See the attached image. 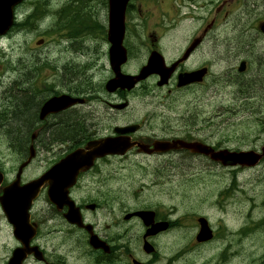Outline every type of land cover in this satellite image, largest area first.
Segmentation results:
<instances>
[{
	"label": "rangeland",
	"instance_id": "1",
	"mask_svg": "<svg viewBox=\"0 0 264 264\" xmlns=\"http://www.w3.org/2000/svg\"><path fill=\"white\" fill-rule=\"evenodd\" d=\"M47 1L52 5V7L47 9V12L50 14V16L56 15L59 10V5L53 3L52 0ZM62 1L64 0H60V3ZM219 1L220 0H207L204 8L200 7L199 5H197L195 8H198L203 12L210 11L219 3ZM232 1V6L234 7L242 5V11H245L246 9L247 5H245V2L250 3L256 11V17L258 19L264 17V0ZM81 2H84V10L91 9L96 16L104 17L105 14L103 10V0H79L77 2V9ZM226 2L228 3L230 2V0H226ZM31 10V8L25 11L21 10L20 19L22 20V22L26 19L27 14L31 12ZM50 12H53V14ZM80 14V20L74 21L70 26V30L73 33L77 32L81 26L90 25V27L94 30L102 29L103 33L104 30L108 27V25L103 22L102 18H95L94 16L81 11ZM47 22L48 19H42L41 17H38L31 25H18L10 33V35L0 38V63L4 65L3 70L0 72V106H8L7 109H5V113L0 118V139H3L5 141L11 139L14 143V147L17 149V153L15 154L7 153L5 150L3 152L6 157H11V161L8 164L12 168H15L22 160V157L26 154L28 139L27 133L34 130L37 126L34 123V115L29 124H27L25 127L21 125L25 115L24 113H21L22 111H20L16 98V95H20V91H18V88H15L17 87V85H13V87L10 88L9 91H6V89L10 86V84H12V79L16 77H18L19 79L21 77V84L19 85V88L21 89V91L29 94L36 104V107L38 106L40 99L36 98L37 96L33 94H35L39 90V84L42 80V76L46 74V72L43 73L41 72V70H37L38 75L35 78V81L32 83V85L28 86H24L25 83L29 84V81L27 78V74L23 72L28 66L26 65L25 61L31 59L30 47H32V45L35 46V41H38L39 38L45 35V27ZM182 25H185V29H187V27L189 26L191 30V22H183ZM25 27H32L35 31H26ZM147 27L152 30L153 24L148 23ZM220 28L222 29L224 27ZM84 29H88V27ZM37 31H40L39 36V33ZM196 32L197 29L195 31H192L191 33L194 34ZM68 40L69 38L67 39V41ZM72 40L73 39L69 40V43L72 42ZM102 40L103 37L94 35L93 37H91V43L85 41L80 46V48H77L81 51V53L74 54L72 52V58H68L67 60H65L66 58H63L62 60H60L61 65L64 67L65 64L74 59H80V61L83 63L88 58L89 53H87V51L91 48L92 51H95L93 50V47L95 45H101ZM217 40V37H213L209 41L208 59L213 63L218 62L224 68H226L227 63L224 61V58L220 56L221 51L219 47L222 42L217 44ZM25 43L27 45L26 53L13 51L14 47L18 49L19 45ZM227 47L229 56L237 54L239 56L253 57L255 59L253 62V70L250 77L236 78L234 76V73H232L231 71L216 75L211 82V87L202 94V97L207 102L198 111L197 125L199 126V128L207 132L210 141L216 142L218 140H224L225 144L227 145L244 149L261 146L262 144H264V130L263 128H261V119L258 117L257 112L260 110L261 104L264 103V45L257 44L255 39H252L250 42H245V38L242 35H239V37L235 41L228 42ZM56 52L62 53V50L57 48ZM49 53L50 51L47 50L44 54L48 55ZM67 56H70V54H68ZM57 59L58 58H55V61ZM11 62L12 64L21 63V66L18 67L19 71L17 73L12 72L8 69ZM77 69L80 71V74L75 79L72 78L74 75L72 69H69L67 74H64L63 72L60 74V88L62 87L63 83L66 86L76 90L84 89L76 88L75 86L77 85H81V87L86 88L89 87L90 89H93L97 86V82L100 79L99 75H95V77L87 76L88 74L84 72L83 67H76L74 69L76 73ZM235 80L241 82L243 91H245L247 94L237 92L236 87L233 85ZM249 91L251 92L249 93ZM181 93L187 94V91H181ZM225 96H227L228 98L227 102L224 100ZM181 97L183 99V95H181ZM217 97L219 98L217 99V102H215L212 98ZM33 101H31L32 104ZM164 103L174 105L173 99L171 98L165 99ZM12 107L15 108V111L12 110ZM190 108L191 106L188 102H185L184 105L179 107L176 112V118L169 119V129H173L174 124H177L178 126H184L187 123L186 121L188 119ZM32 110L34 112L33 107L31 108V111ZM131 111L139 117L146 113L143 109H132ZM27 112L29 113L30 109H27ZM81 119V122L87 121V123H89L90 121V117H81ZM66 120L70 121L71 119L66 118ZM57 121L58 120H54L55 123ZM63 126L66 127L65 132L67 130L68 132L62 135V132H64L62 130V132H60L59 134H54V137H62L66 140H70V142L72 140H79L80 133L85 127L84 126L80 129H76L75 127H73L74 125H72L71 122H65ZM67 126L71 127L67 129ZM55 127V125H46L45 128L50 131ZM102 129H109L107 126V122L102 125ZM44 134L45 133L43 130V140L52 138L48 135L50 134V132L46 133V135ZM255 134L258 137L253 139L255 137ZM57 148L58 149L56 153H59L60 148H64V145L60 144ZM42 154H44V152H42L41 155ZM52 160L53 157L49 156V161ZM125 164V172L129 177L128 179L133 176H138L137 169H135L134 166H131L128 162H126ZM201 168H205V164L197 163L193 165L181 158L178 159L177 165H175L173 168H170L172 173L167 177V179L174 180L177 185L182 184L177 190V193L181 196L176 198L172 203L174 206L179 208L180 215L178 218H181L182 220L181 226H178L177 229L179 231L195 232L196 230H198L196 220L197 215L206 214L213 222V224L217 225L218 235L225 238L224 242L233 243L240 232L239 226H241L244 222L245 225L250 224L252 226L250 232L246 229V231L248 232H244L245 236L241 237L237 243L239 247L238 253L236 254V252L232 250L231 253L233 255H236L229 256L228 254L225 260H219V264H253V257H255L260 252L261 254L255 257L257 261L256 263L264 264L262 261L258 262L259 260H262V257L264 256V225L256 226L257 223L255 222V220L257 221L259 216H264V180L262 179L264 175V168L259 167L255 171H250L249 173H247V175L251 174L252 172L256 173L255 176L251 175L248 177V180L253 179V194L255 196L252 201L254 203L252 206L251 202L246 203L244 206H240L239 203L241 201V197L239 195L241 194V191L235 190V187H233V189L231 187L230 189L226 187V184L229 183L232 178L230 175L226 173L223 174L222 172L218 171L214 165L213 168L215 171L213 172L205 170L198 171V169ZM37 169L38 167L36 163L32 161L29 166V170L35 173ZM190 169L193 170L191 173L184 174L185 170ZM150 171L151 168H149V172ZM104 172H106V170H104ZM147 176L148 175L144 174L139 176V178H141L137 180V182L145 181L144 177L147 178ZM239 176L244 177L243 173L239 174ZM184 183L187 185L185 186ZM189 186L199 189L197 195H193L192 197L188 196L187 188ZM220 187L222 188V190L219 191ZM248 194L249 192L247 191L246 195ZM184 195L187 197H185ZM42 213L53 216L54 221L50 222V225L58 224V219L55 215H53L50 206H46L42 210ZM220 244V241L217 239L215 242L202 247V249L198 252V261L195 263L186 264H213L216 259L217 261L219 259ZM207 257L208 259H205ZM212 259L214 260L211 261Z\"/></svg>",
	"mask_w": 264,
	"mask_h": 264
},
{
	"label": "flooded vegetation",
	"instance_id": "2",
	"mask_svg": "<svg viewBox=\"0 0 264 264\" xmlns=\"http://www.w3.org/2000/svg\"><path fill=\"white\" fill-rule=\"evenodd\" d=\"M177 0H132L128 7V15H133L140 22L144 23L140 31H133L132 43H138L145 36H155L148 33L146 24H156L176 28L181 25L178 20L186 18L185 13H178ZM240 1V0H238ZM206 3H201L200 7H205ZM233 1L226 2L220 0L210 11L204 12L201 16V23L197 29L198 34L205 35L204 43H207L209 34L215 32L222 25H232L234 28L238 24L239 35L245 38V42H250L253 36L250 28L253 27V22L256 17V11L250 3L245 2V11L241 10L242 5L232 6ZM236 12V13H234ZM259 20H264L260 18ZM191 37V33L185 34ZM144 38H141V37ZM184 37V35H181ZM74 40V39H73ZM72 40L70 43H75ZM146 40V39H145ZM149 40V39H148ZM158 39L154 37L151 44L144 42L142 46V54L144 59L155 50ZM203 43H201L202 46ZM200 46V47H201ZM129 47V45H128ZM198 51V49H197ZM95 51L89 49L87 53L93 54ZM73 53H81L80 50L74 48ZM88 55V56H89ZM61 59H57L58 67H63L60 63ZM66 58L65 60H67ZM64 60V61H65ZM203 60H207V49L205 46ZM128 64V63H127ZM126 64V65H127ZM125 65V66H126ZM205 65V64H203ZM76 65H72L71 69H75ZM183 69V66L180 67ZM110 73H112L110 69ZM85 83V82H84ZM249 85V84H248ZM76 88H85L81 85ZM18 88V87H15ZM176 88V87H175ZM18 90H20L18 88ZM251 92V91H249ZM128 94L126 89H118L113 95ZM107 105L114 106L111 102ZM36 107V106H35ZM34 114V112H33ZM63 114H55L50 118L45 119L42 124L45 126H54V120H58L56 125L63 123ZM128 115L127 109L122 108H105L100 113L93 115L102 118H111L116 121L113 125H125L129 122L118 121L123 120ZM69 118V117H67ZM70 122L72 125L84 127L87 121L81 122V116L78 114L73 117ZM100 123L86 125L80 133V144L101 137L99 132L102 131ZM115 128V127H114ZM108 130L103 136L113 133V129ZM45 133L50 131L45 128ZM136 139L153 141L161 138V135L148 134L144 132L140 135H133ZM38 136H36V139ZM40 144L43 142L38 140ZM49 143V142H45ZM168 153H161L159 157H163ZM120 157V156H116ZM122 158V157H120ZM110 160V158H108ZM104 173L101 166L95 167L88 172H82L78 177V184L74 187V200L80 206L85 223L92 226L95 234L90 235V229L80 227L77 224L69 222L65 213L69 210L68 206H63L57 210L58 230L57 232L48 231V216L32 215V225L36 232L34 237L28 244H25L17 238L14 226L8 222L0 226V264H10V260L15 251L19 248L32 247L36 249V253L28 255L22 264H82L78 259H69V251L79 249L80 255L83 257V264H136L139 260L143 264H176L178 251L182 247L177 248L176 245V222L171 217L173 209L166 210L162 206H154L156 216L151 218L147 216V221L142 217L134 214L141 210H148L150 207L144 204L149 202V199L142 197L141 188H132L131 197H129L128 184L121 181L113 182L112 168L106 169ZM91 175H98L97 187H92ZM120 180V179H119ZM94 204L93 207H90ZM175 211L177 209L175 208ZM132 214V215H130ZM3 216V215H2ZM159 221H167L166 229L160 230L156 225ZM43 228H45L43 230ZM95 235L100 239V245L94 246L91 242L92 236ZM84 240L85 244L79 242ZM148 242L147 247L145 243ZM67 247L68 249L66 250ZM236 252V250H234ZM42 258V259H40Z\"/></svg>",
	"mask_w": 264,
	"mask_h": 264
},
{
	"label": "water",
	"instance_id": "3",
	"mask_svg": "<svg viewBox=\"0 0 264 264\" xmlns=\"http://www.w3.org/2000/svg\"><path fill=\"white\" fill-rule=\"evenodd\" d=\"M17 0H0V27L1 26H9L11 13H10V5L11 3H15ZM128 0H113L112 2V9L110 15V33L113 35L114 39L118 38V34L123 29L124 19H125V8L127 5ZM264 30V25L262 26ZM119 41V39H118ZM118 45H116V48ZM155 62V58H151L149 61L148 66L145 67L146 72L152 71L151 68L153 67ZM118 65L120 61H117ZM259 159V156L253 157L251 153H237L234 156L230 157L228 160H231L232 163H246L253 165ZM202 222V230L199 235V239L203 240L206 238V232L208 230L207 223L204 219H201Z\"/></svg>",
	"mask_w": 264,
	"mask_h": 264
},
{
	"label": "trees",
	"instance_id": "4",
	"mask_svg": "<svg viewBox=\"0 0 264 264\" xmlns=\"http://www.w3.org/2000/svg\"><path fill=\"white\" fill-rule=\"evenodd\" d=\"M18 91H20V95L19 96L16 95V98L18 101V106L20 108V111H22L21 113H24V115H25L21 125H23L25 127L27 124H29L31 122V120L33 118L34 114H33V110L31 111V108L33 107V109L35 110L36 104L34 103V101L32 100V98L29 94H27L26 92H23L21 90H18ZM31 101H33V104L31 103ZM27 109H30L29 113L27 112ZM26 113H28V114H26ZM63 120H65L63 123H59L58 126H56L55 128L50 130V134H48L49 136H54V134H59L60 132H62V130L64 131V132H62V135L66 134V132H68V130L65 132L66 127L63 125L65 122L69 123L70 121L66 120V118H64ZM69 127H71V126H67V129ZM73 127H75L76 129L81 128V126H79V125L73 126ZM44 135H46V133Z\"/></svg>",
	"mask_w": 264,
	"mask_h": 264
},
{
	"label": "bare ground",
	"instance_id": "5",
	"mask_svg": "<svg viewBox=\"0 0 264 264\" xmlns=\"http://www.w3.org/2000/svg\"><path fill=\"white\" fill-rule=\"evenodd\" d=\"M50 13H52L53 14V12H50ZM236 46V45H235ZM57 68H60V67H58L57 66ZM17 87L19 88V84L17 85ZM20 89V88H19ZM21 90V89H20ZM34 95V94H33ZM36 98H39V97H36ZM93 119H94V121H93V123L95 124V123H99L100 121H101V117L100 116H96V117H93ZM55 126H57L56 125V123H55ZM48 137V136H47Z\"/></svg>",
	"mask_w": 264,
	"mask_h": 264
}]
</instances>
